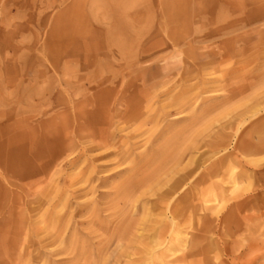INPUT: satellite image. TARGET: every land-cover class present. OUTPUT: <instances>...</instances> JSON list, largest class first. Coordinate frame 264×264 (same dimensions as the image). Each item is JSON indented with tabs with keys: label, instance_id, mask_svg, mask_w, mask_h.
Listing matches in <instances>:
<instances>
[{
	"label": "rangeland",
	"instance_id": "obj_1",
	"mask_svg": "<svg viewBox=\"0 0 264 264\" xmlns=\"http://www.w3.org/2000/svg\"><path fill=\"white\" fill-rule=\"evenodd\" d=\"M263 118L264 0H0V264H264Z\"/></svg>",
	"mask_w": 264,
	"mask_h": 264
},
{
	"label": "bare ground",
	"instance_id": "obj_2",
	"mask_svg": "<svg viewBox=\"0 0 264 264\" xmlns=\"http://www.w3.org/2000/svg\"><path fill=\"white\" fill-rule=\"evenodd\" d=\"M171 10L168 9L167 7V12H166V20L168 22H172L174 20L175 14L170 12ZM184 18L186 17V13L184 12L183 14ZM183 102V101H182ZM260 110H254L252 113V116L257 114ZM131 114V116H137L139 113H134L128 112ZM244 114H239L237 119L243 118ZM247 118L244 117V121ZM242 120V121H243ZM255 128L251 126L250 131ZM255 134H251L247 140L244 141L243 136L248 135V131H244L241 137H239L238 141L234 144L233 149L236 151V153H228L225 155H218L216 156L215 160H212L210 165L205 168L204 173L200 176L199 180L197 183L203 182V181H209L214 175H218L222 168L223 164L227 159H235L237 160L238 154L240 155H247L250 154V147L252 145V141H254V144L257 147V150L264 148V118L260 120L259 127L255 129L254 131ZM225 146L223 147V149ZM221 150V149H220ZM219 151L215 152L214 155L219 154ZM171 158L172 160H178L176 154H174ZM177 162V161H176ZM255 164V163H254ZM177 166V164H175ZM134 169V168H133ZM156 174H153L151 178L156 177ZM152 180V179H151ZM148 181L144 179H139L138 181H132L131 187L129 188V191L131 194L132 192L135 191L136 189L141 190L142 187L147 183ZM169 185L170 188H175L176 187V182H170V180L166 181ZM233 183L237 184L236 180L233 178ZM155 184H158V180H155ZM217 182L210 183L209 187L207 188V194L209 196L213 197V201L219 203L220 198L217 193V188H218ZM128 189V188H126ZM132 191V192H131ZM129 193V194H130ZM127 195V198H132V195ZM182 200V199H181ZM184 201V200H183ZM148 210V209H146ZM145 210V211H146ZM177 208L176 206L173 207L172 209V215H175L177 213ZM145 215H149V212H144ZM149 219L144 216L141 218V224H145L148 222ZM163 227V228H162ZM166 230H165V229ZM147 229L150 231V234L147 237V241L142 243L143 249L141 252H138V255L140 257H137L135 259L129 260L130 264H167L165 258L168 256V254H173L177 251H179L180 246L186 242V237H185V232L174 225L173 219L164 220L162 219L160 222H153V220L150 222V226L147 227ZM169 235L167 236L166 235ZM167 236V237H166ZM135 240L138 239V236H134ZM141 253V255H140ZM137 254V253H136Z\"/></svg>",
	"mask_w": 264,
	"mask_h": 264
}]
</instances>
